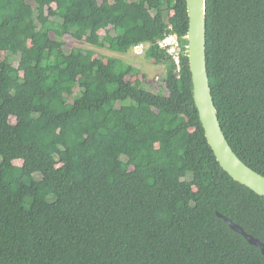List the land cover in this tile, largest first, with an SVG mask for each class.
Segmentation results:
<instances>
[{"label":"trees","instance_id":"1","mask_svg":"<svg viewBox=\"0 0 264 264\" xmlns=\"http://www.w3.org/2000/svg\"><path fill=\"white\" fill-rule=\"evenodd\" d=\"M205 20L220 127L264 177V0H206ZM187 28L185 0H0V264H264L215 215L264 243V197L219 166L187 58L177 70L157 45L183 47ZM65 36L118 54L148 42L166 94Z\"/></svg>","mask_w":264,"mask_h":264},{"label":"water","instance_id":"2","mask_svg":"<svg viewBox=\"0 0 264 264\" xmlns=\"http://www.w3.org/2000/svg\"><path fill=\"white\" fill-rule=\"evenodd\" d=\"M206 0H185L188 28L184 36L183 55L190 72L191 93L204 136L217 163L232 180L264 197V177L244 164L229 146L220 127L211 95L206 68ZM229 227L241 235L249 245L257 247L264 257V243L246 233L243 228L219 212H215Z\"/></svg>","mask_w":264,"mask_h":264},{"label":"rangeland","instance_id":"3","mask_svg":"<svg viewBox=\"0 0 264 264\" xmlns=\"http://www.w3.org/2000/svg\"><path fill=\"white\" fill-rule=\"evenodd\" d=\"M28 3L32 4V0H28ZM103 31H100L99 34L103 35ZM64 43L65 51H69L72 48L80 47V48H92L84 43H79L77 41L72 40L69 36H65L62 38ZM95 51L96 56H101L104 59L106 57H116L122 60L125 64H133L139 70V74L134 77L128 78L130 81L138 80L140 81L143 88L149 90L151 92H161L166 94V91L162 87L161 77L163 75V66L157 65L153 61H150L146 58L145 55L138 56L136 55L132 49H129L126 53L118 54L109 51L107 48H92ZM2 58V56H0ZM18 57L12 59V63L14 66H17ZM16 164H21V162H16Z\"/></svg>","mask_w":264,"mask_h":264},{"label":"built area","instance_id":"4","mask_svg":"<svg viewBox=\"0 0 264 264\" xmlns=\"http://www.w3.org/2000/svg\"><path fill=\"white\" fill-rule=\"evenodd\" d=\"M157 45L170 56L173 63L177 66V70H179V55L183 53V47L178 37L175 34H167L157 42ZM149 47L150 44L148 42H142L134 45L131 49L136 55L143 56Z\"/></svg>","mask_w":264,"mask_h":264}]
</instances>
